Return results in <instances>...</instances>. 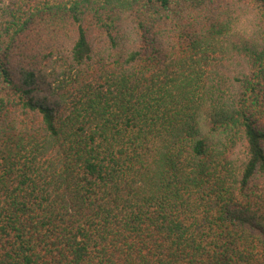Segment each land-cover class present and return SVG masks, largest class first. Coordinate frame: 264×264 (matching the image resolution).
<instances>
[{
  "label": "trees",
  "instance_id": "16d2710c",
  "mask_svg": "<svg viewBox=\"0 0 264 264\" xmlns=\"http://www.w3.org/2000/svg\"><path fill=\"white\" fill-rule=\"evenodd\" d=\"M264 0H0V264H264Z\"/></svg>",
  "mask_w": 264,
  "mask_h": 264
},
{
  "label": "clouds",
  "instance_id": "9594fccd",
  "mask_svg": "<svg viewBox=\"0 0 264 264\" xmlns=\"http://www.w3.org/2000/svg\"><path fill=\"white\" fill-rule=\"evenodd\" d=\"M259 24V21H253L248 24V26L240 33L243 39L253 41L260 39L261 35H264V30L260 28ZM257 33H260L261 35H257Z\"/></svg>",
  "mask_w": 264,
  "mask_h": 264
}]
</instances>
